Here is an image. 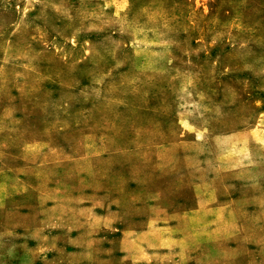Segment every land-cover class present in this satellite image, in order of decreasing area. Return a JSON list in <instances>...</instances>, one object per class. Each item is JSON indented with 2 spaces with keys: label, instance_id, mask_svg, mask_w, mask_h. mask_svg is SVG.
<instances>
[{
  "label": "rangeland",
  "instance_id": "obj_1",
  "mask_svg": "<svg viewBox=\"0 0 264 264\" xmlns=\"http://www.w3.org/2000/svg\"><path fill=\"white\" fill-rule=\"evenodd\" d=\"M0 264H264V0H0Z\"/></svg>",
  "mask_w": 264,
  "mask_h": 264
}]
</instances>
